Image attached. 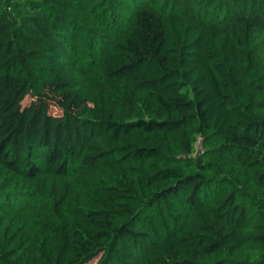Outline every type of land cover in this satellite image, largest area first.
<instances>
[{
	"label": "trees",
	"instance_id": "obj_1",
	"mask_svg": "<svg viewBox=\"0 0 264 264\" xmlns=\"http://www.w3.org/2000/svg\"><path fill=\"white\" fill-rule=\"evenodd\" d=\"M95 259L264 264V0H0V264Z\"/></svg>",
	"mask_w": 264,
	"mask_h": 264
},
{
	"label": "rangeland",
	"instance_id": "obj_2",
	"mask_svg": "<svg viewBox=\"0 0 264 264\" xmlns=\"http://www.w3.org/2000/svg\"><path fill=\"white\" fill-rule=\"evenodd\" d=\"M30 100H31V98L27 97V98L25 99L24 103L26 104V103H28ZM51 111H52L53 113H58V112H59V110H58L57 108L53 107V106L51 107ZM95 262H96V259L93 260V261H91L89 264H94Z\"/></svg>",
	"mask_w": 264,
	"mask_h": 264
},
{
	"label": "built area",
	"instance_id": "obj_3",
	"mask_svg": "<svg viewBox=\"0 0 264 264\" xmlns=\"http://www.w3.org/2000/svg\"><path fill=\"white\" fill-rule=\"evenodd\" d=\"M198 146V150L202 151L203 149L199 146V143L196 144Z\"/></svg>",
	"mask_w": 264,
	"mask_h": 264
}]
</instances>
